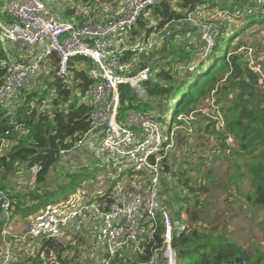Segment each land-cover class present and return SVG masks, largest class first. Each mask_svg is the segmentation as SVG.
<instances>
[{
	"label": "trees",
	"instance_id": "16d2710c",
	"mask_svg": "<svg viewBox=\"0 0 264 264\" xmlns=\"http://www.w3.org/2000/svg\"><path fill=\"white\" fill-rule=\"evenodd\" d=\"M116 1L73 0L87 13L78 15L76 8L68 9L64 18L80 26L88 17L112 12ZM263 24L264 0H169L147 7L130 36L131 43L153 41L137 65L139 69L149 67L151 75L142 84L141 99L129 87L120 88V115L140 110L158 121H165L169 115L171 128L177 117L190 115L191 107L215 96L213 115L203 128L212 141L206 162L198 157L193 163L191 158L195 145L204 147V141L194 139L189 147L187 138L183 142L188 151L180 165L171 163L167 156L160 161L162 205L172 222L184 227L173 233L171 242L177 264H264V253L259 249L234 242L232 226L241 227L235 222L230 199L241 197L237 215L264 214V92L257 89L259 77L243 55L230 53L232 36ZM204 31L213 40L207 55L213 60L196 65L206 57ZM0 58L16 57L0 44ZM43 63L46 70L43 67L36 75H40L36 81L41 80L40 85L23 87L0 109V194L9 201L8 218L0 213V244L4 228L27 222L40 210L83 190V171L59 174L65 170L60 152L75 150L90 130L91 108L86 101L93 84L90 64L83 57H73L67 64L68 73L57 77V56L51 54ZM190 66H195L197 74L188 71ZM5 75L6 70L0 67V87ZM214 163H219L220 169ZM24 173H31L33 181L18 190L20 186L12 179ZM65 188L71 191L67 193ZM220 194L226 197L219 200ZM59 195L61 200L56 201ZM161 235L159 225L155 242L146 246L144 254L123 249L113 264H149L151 259L152 264H164L159 251ZM82 239L71 244L41 236L37 251L25 259L18 257L13 264H81ZM236 249L244 255V262Z\"/></svg>",
	"mask_w": 264,
	"mask_h": 264
},
{
	"label": "built area",
	"instance_id": "2783aa9c",
	"mask_svg": "<svg viewBox=\"0 0 264 264\" xmlns=\"http://www.w3.org/2000/svg\"><path fill=\"white\" fill-rule=\"evenodd\" d=\"M49 1L4 0L6 18L0 19V40L25 47L30 60L0 58V67L6 70L0 87V109L42 71V63L51 54L58 59L57 77L68 73L69 59L76 56L87 59L93 81L86 99L91 108V127L76 149L88 140L95 143L98 158L105 163L114 162L126 177H133V182L125 188L113 183L108 189L95 192L90 199H87L88 193L84 196L77 193L64 202L48 206L28 220H31L28 232L75 244L85 232L92 231L96 243L103 248L101 264H113L123 249L144 254L146 246L155 242L161 225L159 251L164 264H177V253L171 242L173 233L184 227L172 222L160 198V161L175 137L172 126L169 128L171 116L158 121L154 115L140 110H130L122 116L119 93L122 86H127L138 98H143L142 84L150 78L151 71L149 67L139 69L137 65L140 56L152 48L153 41L131 43L130 36L147 7L169 0H122L114 13L88 17L80 26L62 20L51 10ZM202 39L203 54L208 55L213 46L212 37L204 31ZM195 70V66L188 68L191 74H197ZM192 119V114L177 117L186 125ZM73 151H61L63 161ZM0 203L1 215L8 218L9 201L1 194ZM4 229L0 264H13L5 242L8 228Z\"/></svg>",
	"mask_w": 264,
	"mask_h": 264
},
{
	"label": "rangeland",
	"instance_id": "374dc122",
	"mask_svg": "<svg viewBox=\"0 0 264 264\" xmlns=\"http://www.w3.org/2000/svg\"><path fill=\"white\" fill-rule=\"evenodd\" d=\"M84 10L87 12V9ZM81 12L82 11H80V14ZM231 39L232 46L230 53L243 55V58H245L244 60L249 62L248 65L250 69L259 77L257 89L264 92V24L259 27H249L248 29H245L244 32L238 34V36H232ZM0 44L2 49L10 53V55H13L14 52L19 49V47L16 48L7 41L0 40ZM223 52L224 49L222 50L221 54H223ZM205 59L207 64L213 60V56L210 59L207 55L206 57H202V60L198 61V64L196 65H199L201 61H204ZM195 71L197 72L198 70L196 69ZM39 76H36L37 78H35L32 83L29 85L27 84L26 86L29 89L32 87H38L41 82V80L36 82ZM17 99L19 103V96ZM214 99L212 101L210 100L205 102L203 105L200 104V106L191 107L192 112L190 113L192 114L193 119L189 125L179 122V120L173 123L172 132L175 138H173L172 143L166 150V156L171 159V163L180 165L183 158V153L188 151V149L184 150L186 147L183 142L184 138H187L185 142L189 147L192 145L194 139H196V142L204 141V147L199 148L197 145H195L193 148L194 153L191 156L193 163H196L193 159L198 157H202L201 161L206 162L207 158L211 156L210 142L212 141L208 140L209 138L207 139V135L203 133V128L205 127L207 120H209L213 115V110L215 109L213 104ZM150 104L153 105L154 102H150ZM178 131L182 134L179 133L178 135ZM4 146H7V144H4ZM83 147H79L72 153H69L68 157L66 156V162L62 163V167H64L65 170L59 173H67L68 171L80 173L83 171V190L81 191V189H79V194L81 196H84L82 192H88L87 199H90L95 192H99L100 189H108L113 183L114 186H121V188H125L132 184L133 177L130 179L128 176L126 177V175L121 172L120 168L115 166L114 162L109 161L105 163L103 159L98 158L96 147L94 150L90 149L88 152H85L86 155H83L81 152ZM213 165L214 167L220 169L219 163H214ZM217 172L218 171H216V173L214 172L215 175H217ZM58 178V180H62L60 177ZM195 178L196 177H193L192 179ZM198 178H200V176H198ZM201 180L203 183L204 179L202 177L200 178V181ZM69 181L70 180L67 182L63 181L62 184L68 183ZM12 182L16 186H20V188L26 186L28 183V173L16 176L12 179ZM70 191L71 190L69 188H65V192L69 193ZM217 194L218 193H216L213 198H216ZM60 196L61 195L56 198L58 199L56 201L61 200ZM225 197L226 194H220L219 200L224 199ZM230 199L233 204V214L236 217L235 222L239 225V227H241L235 229L234 225L232 226V230H235L234 232H236L234 242L243 248L249 249L254 247L259 249L260 252L264 253V214L257 212V214L253 215L251 212H244V214L241 216L237 215V211L239 210L238 207L241 205V197L236 196L234 198L235 201L232 198ZM30 222L31 220L23 223H16L10 226L7 230L9 235L7 236L5 242L10 249L13 261H15L18 257L25 259L27 256L34 254L38 249L41 236L28 232V224ZM180 225L183 227V223ZM80 250L81 264H101V259L104 255L103 248L101 246L95 243L88 244V246L85 245L84 248H81Z\"/></svg>",
	"mask_w": 264,
	"mask_h": 264
},
{
	"label": "crops",
	"instance_id": "0c3cea01",
	"mask_svg": "<svg viewBox=\"0 0 264 264\" xmlns=\"http://www.w3.org/2000/svg\"><path fill=\"white\" fill-rule=\"evenodd\" d=\"M122 0H117L113 6H112V12L114 13L115 10H118L121 6ZM51 10L58 15L62 20L67 21V19L64 18L65 13L67 12L68 9H74L76 8L78 11V15H80V11H82L81 13L83 15H86V11L83 9V7H81L80 5H76L73 0H50L48 2ZM5 7L4 4V0H0V19L4 20V14H3V9ZM82 8V9H81ZM80 9V11H79ZM14 45L16 48L19 47V49L17 51L14 52L13 55H11L12 57L15 56L16 58H14L15 60H19V61H28L30 60L27 56H26V48L21 46L20 44H12ZM45 62V61H44ZM44 67V63H42V69ZM45 70V67H44ZM83 147V146H82ZM90 149L94 150L95 149V143H91V141H86V143L84 144V147L82 149V154L86 155L85 152H88ZM67 157H65V161L66 162ZM33 181V175L31 173H28V185ZM29 188V187H28ZM21 188L18 187V190H20ZM88 193V192H87ZM83 239H82V244L83 246L81 248H84L85 245L88 246V244H97L96 240L94 238V232L92 231H87L83 234ZM239 245V244H238Z\"/></svg>",
	"mask_w": 264,
	"mask_h": 264
},
{
	"label": "water",
	"instance_id": "95a60500",
	"mask_svg": "<svg viewBox=\"0 0 264 264\" xmlns=\"http://www.w3.org/2000/svg\"><path fill=\"white\" fill-rule=\"evenodd\" d=\"M236 250H237V249H236ZM237 253H238V256H239L240 260H241L242 262H244V261H245V257H244V255L242 254V252H240L239 250H237Z\"/></svg>",
	"mask_w": 264,
	"mask_h": 264
}]
</instances>
